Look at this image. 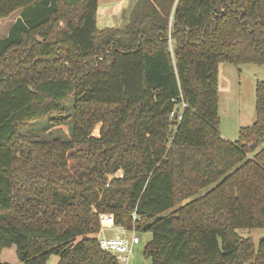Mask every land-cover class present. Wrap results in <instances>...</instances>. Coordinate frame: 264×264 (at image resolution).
<instances>
[{"label": "trees", "instance_id": "trees-1", "mask_svg": "<svg viewBox=\"0 0 264 264\" xmlns=\"http://www.w3.org/2000/svg\"><path fill=\"white\" fill-rule=\"evenodd\" d=\"M98 9L0 0V21L16 14L0 39V252L119 264L96 239L110 214L151 232L150 264H264V239L238 233L264 229V82L236 141L218 114L219 65H264V0H136L123 29H99Z\"/></svg>", "mask_w": 264, "mask_h": 264}, {"label": "rangeland", "instance_id": "rangeland-1", "mask_svg": "<svg viewBox=\"0 0 264 264\" xmlns=\"http://www.w3.org/2000/svg\"><path fill=\"white\" fill-rule=\"evenodd\" d=\"M136 0H99L97 12V25L99 29L112 28L123 29L129 22L130 11ZM16 14L10 19L0 21V39L8 35ZM258 82H264V65L256 66L251 64L233 66L221 64L218 68V114L220 119V133L223 138L229 141H236L239 129L253 124L255 121V88ZM40 125L27 127L29 131L42 132ZM26 128V129H27ZM24 129L23 131H26ZM34 129H36L34 131ZM68 137V126L58 128ZM57 128H52L48 132H55ZM98 135V127L93 132V136ZM264 146V144H263ZM85 160L81 157H71L68 154L67 168L77 177H82L78 166H84ZM242 238H249L257 247L260 240L264 239V229L240 230L238 232ZM133 231H125L123 234L115 230H108L104 233L107 238L121 235L129 240ZM139 244L133 246L132 253L127 264H150V260L144 258V246L151 240L152 234L149 231L135 232ZM0 261L5 264H21L16 257L15 247L4 248L0 252ZM57 256H51L46 264H56ZM124 264V263H122Z\"/></svg>", "mask_w": 264, "mask_h": 264}, {"label": "built area", "instance_id": "built-area-1", "mask_svg": "<svg viewBox=\"0 0 264 264\" xmlns=\"http://www.w3.org/2000/svg\"><path fill=\"white\" fill-rule=\"evenodd\" d=\"M185 104L180 105V109L184 108ZM170 118H173L177 123L181 119L180 114H176L174 111L170 114ZM99 220V232L96 234V239L101 251L114 257L119 264H127L132 253V248L139 244V240L134 235V231L129 240L121 235H115L114 237L107 238L104 233L108 230H115L119 234H123L126 230L120 226H116L114 218L110 214H100Z\"/></svg>", "mask_w": 264, "mask_h": 264}]
</instances>
